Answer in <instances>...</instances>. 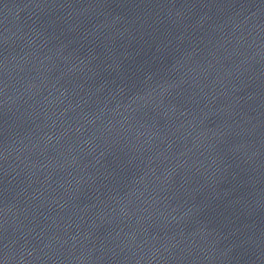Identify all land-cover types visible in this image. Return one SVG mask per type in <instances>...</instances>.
<instances>
[{"label":"water","instance_id":"1","mask_svg":"<svg viewBox=\"0 0 264 264\" xmlns=\"http://www.w3.org/2000/svg\"><path fill=\"white\" fill-rule=\"evenodd\" d=\"M0 264H264V0H0Z\"/></svg>","mask_w":264,"mask_h":264}]
</instances>
